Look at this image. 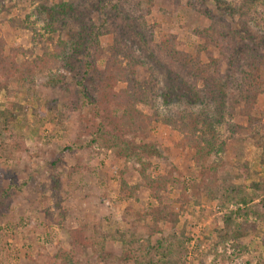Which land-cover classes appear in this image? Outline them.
I'll return each mask as SVG.
<instances>
[{
	"label": "trees",
	"instance_id": "obj_1",
	"mask_svg": "<svg viewBox=\"0 0 264 264\" xmlns=\"http://www.w3.org/2000/svg\"><path fill=\"white\" fill-rule=\"evenodd\" d=\"M3 1L0 0V4ZM154 1L148 0L147 3ZM191 1L196 10L213 19L211 26L195 32L199 39L197 51H185L173 35H167L166 38L160 37L156 52L151 50L143 56L142 47L147 50L152 45L148 36H154V32L153 27L144 24L151 12L143 8L142 0H59L53 4L44 0L34 9L37 17L31 23V30L40 36L46 48L41 55L27 56V51L10 46L0 37V93L11 99L26 90V94L32 97L38 93L36 74L48 72L47 89L61 96L63 89L68 94L62 102L58 97L49 101L48 111L57 109L69 116L79 110L78 101L82 98L91 106L86 118L92 125L89 132L93 142L100 138L115 142L123 132L135 138H146L150 127L158 120L178 129L181 126L168 117L148 116L139 107L153 109L160 99L164 100V106H168V101H174L175 97L181 104L182 97L186 96L188 106L206 110L203 120L194 125L195 129L187 124L181 129L187 143L196 151L194 161L201 180L190 184L192 195L197 201H201L202 195L219 200L222 208L228 210L222 219L223 226L215 227L213 231L220 244L230 242L237 247L251 235V231H261L264 178L253 179L247 161L236 170L228 167L223 159L226 143L220 140L218 129L228 127L225 125L227 112L232 114L240 108L247 120V131L260 150L259 164L264 171V109L260 117L254 114L264 95V0ZM208 2L223 16L237 19L231 35L217 28L219 22L206 7ZM105 34L112 36L107 47L101 43ZM234 35L241 41L235 42ZM21 54L23 59L19 61ZM160 57H165L166 61L162 62ZM223 58L231 71L226 76L220 69ZM148 63L152 67L147 71V77L140 79L139 71ZM61 69L71 75L69 84L64 75L55 77ZM71 87L76 88L79 100L69 97ZM187 107L186 110L190 111ZM212 107L214 116L208 113ZM19 108L9 104L0 112V126L3 128L0 129V158L13 159L21 150L18 141L3 139V133L10 131L5 126L9 128L17 122L16 110ZM230 126L238 132L235 125ZM142 144L143 152L157 156L152 145ZM212 157L214 160L206 165L205 161ZM139 175L141 183L136 186L130 187L122 181V191L135 195L143 186L156 205L148 213H135L134 220L127 219L130 217L128 212L124 218L130 225L127 230L110 235L95 231L90 238L84 239L85 247H90L97 255L106 254L109 241L123 244L131 241L132 245L139 246L143 233L151 241L160 233L162 223L169 224L174 231L177 229L179 213L172 208L167 193L169 186L178 180L173 174L152 177L146 165L142 166ZM182 189L178 201L183 207L189 196L185 195V185ZM259 199L260 203H257ZM147 218L152 222L149 225L146 224ZM184 239V229L179 233L176 230L164 240L168 241L166 246L162 240L156 248L145 246V251L135 255L129 264H184L186 257H180Z\"/></svg>",
	"mask_w": 264,
	"mask_h": 264
},
{
	"label": "rangeland",
	"instance_id": "obj_2",
	"mask_svg": "<svg viewBox=\"0 0 264 264\" xmlns=\"http://www.w3.org/2000/svg\"><path fill=\"white\" fill-rule=\"evenodd\" d=\"M47 1L53 4L59 0ZM147 1L142 0L143 8L151 13L144 24L153 27L154 36H148L152 45L147 50L142 47L143 56L151 50L156 52L160 37L167 35H173L185 51H197L199 39L195 32L211 26L213 19L196 10L191 0H155L150 4ZM43 2L4 0L0 4V37L10 46L27 51V56L41 55L46 49L40 36L31 30V23L37 17L34 9ZM208 3L206 7L219 22L217 28L231 35L237 19L223 16ZM36 25L40 27L39 23ZM111 40L109 34L101 37L105 47ZM234 41L240 42V37L234 35ZM22 59L21 54L18 60ZM160 59L166 61L165 57ZM221 61V73L226 76L231 71L227 60ZM151 67L148 63L139 71L140 79L147 77ZM262 73L264 80V66ZM63 75L69 84L72 78L66 70L55 73V77ZM35 82L38 93L32 97L26 90L11 99L0 93V112L9 104L21 107L16 110L17 122L9 128L5 126L10 131L3 133V139L18 141L21 150L13 159L0 158V264H129L135 255L145 251V246L156 248L160 240L166 246L168 241L164 240L169 234L176 230L179 233L181 229L185 231L184 248L180 253L181 258L186 257L184 264H264V222L259 223L261 231H251L237 247L230 242L220 244L213 229L223 226L222 219L228 210L222 208L219 200L202 195L201 201H197L192 195L190 184L201 180L194 161L196 151L187 143L181 129L186 124L195 129L194 125L203 120L204 108H191L186 96L182 97L181 104L175 97L174 101H168V106H164L163 99L153 109L140 105L146 115L168 117L181 127L174 129L158 120L150 127L146 138H135L123 132L115 142L109 138L93 142L89 132L92 125L86 118L91 106L82 98L79 100L76 88H70L69 97L79 100V110L67 116L57 109H47L52 99L58 97L61 101L68 96L63 89L62 96L47 89L49 73L39 72ZM228 93L233 92L228 90ZM239 109L232 114L227 112L225 125L228 127L218 129L220 140L227 147L223 159L235 170L247 161L252 178H264L259 164L260 150L251 139L247 120ZM263 109L264 95L254 114L260 117ZM208 113L214 116L213 107ZM230 125H235L238 132ZM0 129L3 128L0 126ZM143 142L152 145L157 156L143 152ZM213 160V157L206 160V165ZM143 165L152 177L173 174L178 180L169 186L167 193L172 208L179 213L177 229L174 231L169 224L162 223L160 233L151 241L144 233L139 246L132 245L131 241L126 244L109 241L106 254L97 255L90 247H85L84 239L95 231L110 235L127 230L130 225L124 218L128 212L127 219L134 220L135 213H148L156 205L143 186L135 195L121 188L122 181L130 187L141 183L139 171ZM184 185L189 199L182 207L178 200ZM151 223L147 218L146 224Z\"/></svg>",
	"mask_w": 264,
	"mask_h": 264
}]
</instances>
